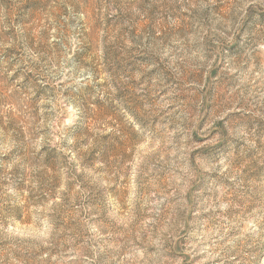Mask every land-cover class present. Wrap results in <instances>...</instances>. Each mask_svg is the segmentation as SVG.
Wrapping results in <instances>:
<instances>
[{
    "label": "rangeland",
    "instance_id": "374dc122",
    "mask_svg": "<svg viewBox=\"0 0 264 264\" xmlns=\"http://www.w3.org/2000/svg\"><path fill=\"white\" fill-rule=\"evenodd\" d=\"M0 264H264V0H0Z\"/></svg>",
    "mask_w": 264,
    "mask_h": 264
}]
</instances>
